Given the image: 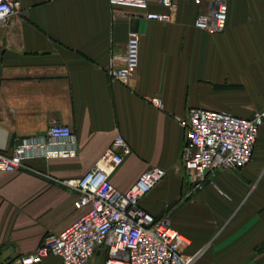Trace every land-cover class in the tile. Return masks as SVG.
I'll return each instance as SVG.
<instances>
[{
	"label": "crops",
	"instance_id": "crops-1",
	"mask_svg": "<svg viewBox=\"0 0 264 264\" xmlns=\"http://www.w3.org/2000/svg\"><path fill=\"white\" fill-rule=\"evenodd\" d=\"M15 1L26 16L0 28V151L12 154L17 140L42 136L55 121L71 128L76 153L26 160L51 179L0 171V264L33 252L82 215L74 191L52 179L93 169L117 136L130 153L112 171V185L126 192L149 168L164 170L139 205L155 218L170 215L194 264H264V122L249 164L209 172L194 193L178 123L194 108L243 118L263 108L264 0H228L225 29L214 35L194 28L199 9L191 0H176L170 23L129 18L107 0ZM147 11L169 12L153 1ZM130 31L140 36L139 64L122 85L105 70L124 53ZM103 257L98 250L90 264Z\"/></svg>",
	"mask_w": 264,
	"mask_h": 264
},
{
	"label": "built area",
	"instance_id": "built-area-1",
	"mask_svg": "<svg viewBox=\"0 0 264 264\" xmlns=\"http://www.w3.org/2000/svg\"><path fill=\"white\" fill-rule=\"evenodd\" d=\"M149 1L169 12H148ZM191 1L199 9L194 28L210 35L223 32L228 0ZM107 3L113 12L122 11L129 18L165 23L172 21L177 7L176 0H107ZM18 16H26L18 1L0 0V28L11 26V18ZM139 44V34L130 31L124 53L112 56L105 70L111 81L127 85L134 77L139 64ZM150 103L159 110L163 108L158 98L150 99ZM263 122L264 106L250 118L200 108L190 109L179 118L186 135L182 164L190 193L202 189L209 172L237 171L248 165ZM75 153L71 128L52 121L42 136L17 140L12 154L0 151V171H28L51 179L29 167L26 160L31 156L50 158ZM129 153L125 141L117 136L93 169L75 179H52L74 191L73 207L83 211L82 215L63 231L45 235L33 252L16 257L9 264H39L49 256L58 257L60 264H90L98 250L104 252L102 264H194L196 255L182 252L186 242L172 228L170 215L155 218L139 205L140 199L164 178V170L149 168L126 192L112 185V171Z\"/></svg>",
	"mask_w": 264,
	"mask_h": 264
}]
</instances>
